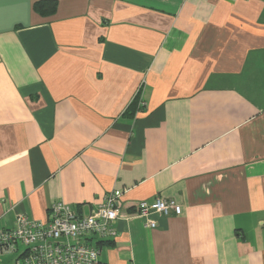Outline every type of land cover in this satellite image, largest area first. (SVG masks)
<instances>
[{
    "label": "crops",
    "instance_id": "1",
    "mask_svg": "<svg viewBox=\"0 0 264 264\" xmlns=\"http://www.w3.org/2000/svg\"><path fill=\"white\" fill-rule=\"evenodd\" d=\"M40 1L0 0V232L116 191L98 264H264V0Z\"/></svg>",
    "mask_w": 264,
    "mask_h": 264
},
{
    "label": "built area",
    "instance_id": "2",
    "mask_svg": "<svg viewBox=\"0 0 264 264\" xmlns=\"http://www.w3.org/2000/svg\"><path fill=\"white\" fill-rule=\"evenodd\" d=\"M141 105H144L141 103ZM121 192L108 194L88 216L80 217L63 202L51 205L46 223L26 214L17 217L13 228L0 232V255L19 253L17 264H98L97 242L117 236ZM182 206L173 199L156 198L138 204L136 216L156 228L153 215H180Z\"/></svg>",
    "mask_w": 264,
    "mask_h": 264
},
{
    "label": "trees",
    "instance_id": "3",
    "mask_svg": "<svg viewBox=\"0 0 264 264\" xmlns=\"http://www.w3.org/2000/svg\"><path fill=\"white\" fill-rule=\"evenodd\" d=\"M57 3L54 0H44L35 4V10L41 15H52L55 13Z\"/></svg>",
    "mask_w": 264,
    "mask_h": 264
}]
</instances>
